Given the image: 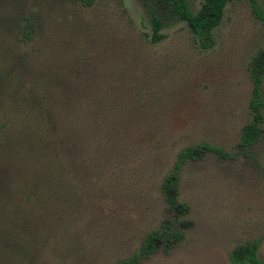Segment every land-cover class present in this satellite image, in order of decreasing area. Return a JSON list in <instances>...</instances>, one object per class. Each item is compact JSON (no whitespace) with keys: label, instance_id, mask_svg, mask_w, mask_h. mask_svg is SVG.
Returning <instances> with one entry per match:
<instances>
[{"label":"rangeland","instance_id":"rangeland-1","mask_svg":"<svg viewBox=\"0 0 264 264\" xmlns=\"http://www.w3.org/2000/svg\"><path fill=\"white\" fill-rule=\"evenodd\" d=\"M163 33L140 0H0V264H118L166 225L172 248L136 264L264 257V136L238 147L264 27L236 0L210 48L184 22ZM204 143L233 158L187 162L170 208L179 153Z\"/></svg>","mask_w":264,"mask_h":264},{"label":"trees","instance_id":"trees-1","mask_svg":"<svg viewBox=\"0 0 264 264\" xmlns=\"http://www.w3.org/2000/svg\"><path fill=\"white\" fill-rule=\"evenodd\" d=\"M95 1L79 0L85 7H91ZM234 1L236 0H203L200 10L194 12L189 0H140L150 18L152 43H159L165 39L166 36L163 30L166 26L184 22L193 32L198 44L204 49L213 46L215 42L214 31L222 24L227 6ZM244 1L248 2L254 18L264 27V8L260 0ZM248 73L253 85L249 105L253 121L243 128L241 141L238 145L246 153L251 147L258 144L264 136V48L256 52L251 58ZM209 154H215L223 160L233 158V155L227 150L206 143L188 147L179 153L173 173L163 184V190L170 208L176 209L179 206L178 174L182 167L189 161L202 160ZM183 210L185 211V209ZM167 228L166 225L164 231H155L149 234L140 253L135 254L129 261L119 262L118 264H129L131 262L136 264L142 254L151 257L157 252L156 244L160 241L167 245V249H171L172 245L166 239L168 235L166 233ZM259 248L260 244L258 242L240 245L230 253V261L232 264H264V257H260Z\"/></svg>","mask_w":264,"mask_h":264},{"label":"flooded vegetation","instance_id":"flooded-vegetation-1","mask_svg":"<svg viewBox=\"0 0 264 264\" xmlns=\"http://www.w3.org/2000/svg\"><path fill=\"white\" fill-rule=\"evenodd\" d=\"M166 247H167V245L166 244H164Z\"/></svg>","mask_w":264,"mask_h":264}]
</instances>
